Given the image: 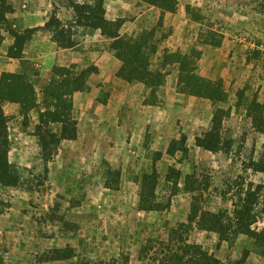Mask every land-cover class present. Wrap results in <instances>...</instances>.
<instances>
[{"label": "rangeland", "instance_id": "1", "mask_svg": "<svg viewBox=\"0 0 264 264\" xmlns=\"http://www.w3.org/2000/svg\"><path fill=\"white\" fill-rule=\"evenodd\" d=\"M73 1L93 0H7L12 11L0 24V130L20 176L16 186L0 183V264H187V243L213 264H264L253 238L197 226L200 210L232 217L248 183L264 185V173L250 166L264 150V0H175L173 11L104 0L120 38L78 22ZM53 13L72 46H59L45 26ZM139 35L158 85L120 75L121 40ZM174 52L222 99L180 90ZM215 112L228 145L210 151L195 136ZM66 118L77 137L59 142L45 172L37 126L59 133ZM182 135L187 153L166 154ZM156 150L163 155L154 199L162 207L140 210L141 177ZM263 202L264 190L252 204L253 227L264 225ZM64 248L70 256L57 257Z\"/></svg>", "mask_w": 264, "mask_h": 264}, {"label": "trees", "instance_id": "2", "mask_svg": "<svg viewBox=\"0 0 264 264\" xmlns=\"http://www.w3.org/2000/svg\"><path fill=\"white\" fill-rule=\"evenodd\" d=\"M149 3L159 5L163 10H174L175 0H147ZM104 0H93L92 2H71L72 8L77 13V21L87 25L91 28H99L101 34L118 38V24L116 22L108 21L104 18ZM12 11V6L7 0H0V24L6 20V13ZM47 28H50L53 32L52 36L54 41L61 47L72 46V41L69 36L65 34L62 28L60 19L53 13L49 20L45 23ZM143 35L129 37L126 40L122 39V46L117 50V56L123 62L120 69V75H122L128 81L140 80L144 81L145 85H158L161 83L159 79V72H153L148 67L147 61V44L143 40ZM120 38V37H119ZM151 50V47H150ZM171 56L174 61L179 63L180 78L178 80L177 87L182 91H190L198 95H205L213 99L214 101L222 99L221 90L213 85L212 82L193 74H188V56L186 54H180L174 52ZM187 65V69H186ZM193 82L189 84V82ZM260 125L259 131L264 134V118L259 116ZM38 138V145L40 148V156L44 164V171L47 172V163L52 159L53 154L57 148V145L62 139H75L77 137V126L75 122L69 118L61 120V128L59 133L52 131L48 128L37 126L36 132ZM195 144L205 150L216 151L224 145H228L224 142L221 133V116L218 112H215L211 120V126L208 130L204 131L200 135L195 136ZM264 147V146H263ZM8 144L5 138V134L0 130V183L3 185L16 186L20 183V176L16 167L8 160ZM177 151L182 154L187 153L188 147L186 145V136L182 135L180 138L171 139L168 143L165 153L168 155H174ZM163 152L156 150L153 152V162L151 171L144 174L141 177L138 208L140 210L150 211L160 209L162 206L154 199L155 187L158 179V172L156 169V161L161 158ZM250 166L253 170L264 173V150L259 157L252 160ZM264 190L263 184L248 183V189L242 202L233 204V216H228L227 209H220L218 212H211L200 210V217L197 221V226L201 229L213 230L219 233H223L226 239H231L230 234L237 236L239 233L244 234L254 239L255 244L260 248L259 253L264 256V225L261 228L253 227V223L256 221L252 215V204L258 201L259 194ZM194 197L191 202V211L198 210L197 206H194ZM1 203V202H0ZM264 217V202L261 210ZM192 212H189V221H192ZM264 224V218H263ZM64 249H55L59 258H66L70 256ZM184 253H187V264H213L216 259L212 255L205 251L198 244L187 243L184 246ZM179 251V250H178ZM178 260H182V255H177L172 252ZM159 263H164L163 260H159Z\"/></svg>", "mask_w": 264, "mask_h": 264}, {"label": "built area", "instance_id": "3", "mask_svg": "<svg viewBox=\"0 0 264 264\" xmlns=\"http://www.w3.org/2000/svg\"><path fill=\"white\" fill-rule=\"evenodd\" d=\"M100 208H101L100 204H97V205H96V210L99 211Z\"/></svg>", "mask_w": 264, "mask_h": 264}]
</instances>
